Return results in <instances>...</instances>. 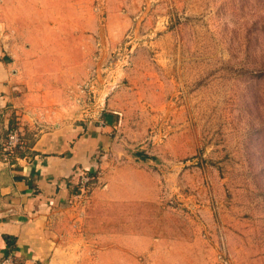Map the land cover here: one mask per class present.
Returning <instances> with one entry per match:
<instances>
[{
    "label": "rangeland",
    "instance_id": "obj_1",
    "mask_svg": "<svg viewBox=\"0 0 264 264\" xmlns=\"http://www.w3.org/2000/svg\"><path fill=\"white\" fill-rule=\"evenodd\" d=\"M14 44L52 79L78 64L72 96L38 131L118 111L100 185L54 226L56 264H119L70 253L134 250L139 222L155 250L187 255L170 264H221L220 252L264 264V0H0V46ZM145 170L158 201L124 207L115 196L149 184Z\"/></svg>",
    "mask_w": 264,
    "mask_h": 264
},
{
    "label": "crops",
    "instance_id": "obj_2",
    "mask_svg": "<svg viewBox=\"0 0 264 264\" xmlns=\"http://www.w3.org/2000/svg\"><path fill=\"white\" fill-rule=\"evenodd\" d=\"M74 16L77 18L78 12ZM24 47L0 46V147L15 117L20 130L30 138L26 156H21L12 166L0 161V261L12 253L21 264H56L62 235L54 226L64 215L73 213L69 203L75 193L78 174L82 170L99 172L100 166L104 168L108 164V152L114 147L118 111L104 117L102 122L97 120L74 127L59 121L52 129L45 126L48 130L38 131L36 122L42 119L40 116L59 111L57 104L72 96L79 82L78 64L66 63L61 66L63 71L56 70L57 76L52 79L53 71L46 70L50 67L39 60L28 59L33 49ZM30 68L35 69L36 75L28 74ZM45 120L49 118L45 117ZM139 175L149 184L131 182L129 186L133 185L135 191L114 196L124 207L135 206L141 212L144 202L158 201L159 188L158 178L152 170ZM104 180L110 183L108 175ZM139 219L141 221V216ZM128 237L135 244L134 250L113 254L70 253V258L100 260L115 256L119 264H170L171 260L187 256L179 251L155 250L156 238L144 234L141 222L138 231L129 232ZM143 243L147 245L145 250Z\"/></svg>",
    "mask_w": 264,
    "mask_h": 264
},
{
    "label": "built area",
    "instance_id": "obj_3",
    "mask_svg": "<svg viewBox=\"0 0 264 264\" xmlns=\"http://www.w3.org/2000/svg\"><path fill=\"white\" fill-rule=\"evenodd\" d=\"M29 146L22 131L19 128L9 127L6 131L5 140L0 147V161L4 165L12 166L21 156L29 153ZM99 173L82 170L74 183L75 193L70 203H85L90 199L93 191L100 185ZM219 260L221 264H229L226 256L220 252ZM0 264H21L17 256L10 253L3 257Z\"/></svg>",
    "mask_w": 264,
    "mask_h": 264
},
{
    "label": "trees",
    "instance_id": "obj_4",
    "mask_svg": "<svg viewBox=\"0 0 264 264\" xmlns=\"http://www.w3.org/2000/svg\"><path fill=\"white\" fill-rule=\"evenodd\" d=\"M140 156H141L142 159H146V158H147V156H144V155H140ZM74 190H75V189H74ZM5 239H6V241H7L8 244H9V238L6 236ZM2 259H3V258H2ZM2 259H1V260H2Z\"/></svg>",
    "mask_w": 264,
    "mask_h": 264
}]
</instances>
